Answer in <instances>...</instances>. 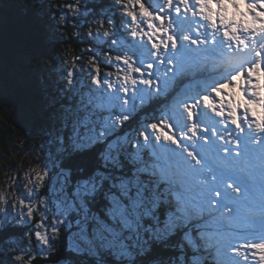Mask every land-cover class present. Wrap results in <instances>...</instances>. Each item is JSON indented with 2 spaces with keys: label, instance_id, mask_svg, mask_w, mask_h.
I'll list each match as a JSON object with an SVG mask.
<instances>
[{
  "label": "snow or ice",
  "instance_id": "1",
  "mask_svg": "<svg viewBox=\"0 0 264 264\" xmlns=\"http://www.w3.org/2000/svg\"><path fill=\"white\" fill-rule=\"evenodd\" d=\"M31 7L0 16V98L28 87L11 32L84 47L22 58L59 67L73 102L52 107V166L0 194V264L47 259L66 230L89 264H264V0Z\"/></svg>",
  "mask_w": 264,
  "mask_h": 264
},
{
  "label": "trees",
  "instance_id": "2",
  "mask_svg": "<svg viewBox=\"0 0 264 264\" xmlns=\"http://www.w3.org/2000/svg\"><path fill=\"white\" fill-rule=\"evenodd\" d=\"M153 1L149 0L151 3ZM41 2L46 12L49 4L59 5L62 0H41ZM33 4H35V0H0V16L16 17L27 13L40 15L43 18V13L39 11L38 7L36 9L31 7ZM65 35H68V33H65ZM5 39L20 59L21 72L28 81V87L23 91L9 90L4 94L6 99L0 98V105H2L0 107V145L9 142L14 131L21 132L25 134L28 143H32L34 147L40 149L43 145L44 148L41 152L52 166V162L55 160V148L48 132L52 124L50 120L52 107L54 105L59 110L61 104L72 103L73 97L65 96L61 91V84L58 79L60 68L55 69L57 75L54 76L49 71L52 67L50 60L42 62L48 65L47 68L38 67L33 70L28 65L23 64L22 58L26 55L35 56L37 46H39L49 54L55 55L57 65H59L61 56L70 58L75 51H79L84 45L80 44L78 46L77 43L73 42L48 48L47 42L36 35L22 34L15 31L8 34ZM104 70L107 71L108 69L105 68ZM71 163L75 164L77 161ZM71 240L72 231L66 230L65 233H62L56 247L47 259L38 257L35 264H89L85 257L72 253L69 248Z\"/></svg>",
  "mask_w": 264,
  "mask_h": 264
},
{
  "label": "rangeland",
  "instance_id": "3",
  "mask_svg": "<svg viewBox=\"0 0 264 264\" xmlns=\"http://www.w3.org/2000/svg\"><path fill=\"white\" fill-rule=\"evenodd\" d=\"M156 0L153 1V4ZM25 134L14 131L9 142L0 145V194H7L9 199L20 195V191H27V179L32 170L37 167V160L42 155V147L36 148L28 143ZM44 162H47L44 156ZM19 187L20 191H17ZM241 215H247V209H241Z\"/></svg>",
  "mask_w": 264,
  "mask_h": 264
}]
</instances>
